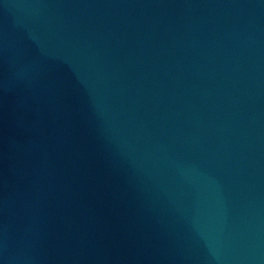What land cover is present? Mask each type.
I'll use <instances>...</instances> for the list:
<instances>
[{
  "label": "water",
  "instance_id": "1",
  "mask_svg": "<svg viewBox=\"0 0 264 264\" xmlns=\"http://www.w3.org/2000/svg\"><path fill=\"white\" fill-rule=\"evenodd\" d=\"M0 264H264V0H0Z\"/></svg>",
  "mask_w": 264,
  "mask_h": 264
}]
</instances>
